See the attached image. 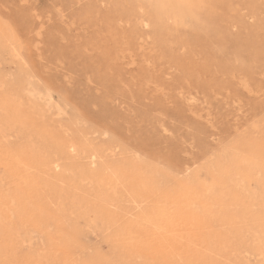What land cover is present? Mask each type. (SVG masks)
<instances>
[{"label": "rangeland", "instance_id": "obj_1", "mask_svg": "<svg viewBox=\"0 0 264 264\" xmlns=\"http://www.w3.org/2000/svg\"><path fill=\"white\" fill-rule=\"evenodd\" d=\"M0 100V264H264V0H0Z\"/></svg>", "mask_w": 264, "mask_h": 264}, {"label": "bare ground", "instance_id": "obj_2", "mask_svg": "<svg viewBox=\"0 0 264 264\" xmlns=\"http://www.w3.org/2000/svg\"><path fill=\"white\" fill-rule=\"evenodd\" d=\"M30 85V87H29V93H31L33 96H36V95H40L42 92L36 87V85H34V83H30L29 84ZM47 93V92H46ZM45 93V95H44V97L46 96L48 99H53V98H51V94H46ZM43 95V94H42ZM41 98V97H40ZM55 99V98H54ZM1 101V100H0ZM44 101V100H43ZM53 101H55V100H53ZM53 101L51 100V103L53 104ZM47 102V101H46ZM48 102H50V101H48ZM48 102H47V104H48ZM56 103V102H55ZM3 104V103H2ZM59 104V103H58ZM0 105H1V103H0ZM2 106V105H1ZM5 106V105H4ZM55 106H58L57 104H55ZM7 108L9 107L10 108V106H6ZM5 107V108H6ZM5 108H1L2 110H7V108L5 109ZM68 108V107H67ZM56 109L58 110V113H59V106L58 107H56ZM62 112V111H61ZM6 113V112H5ZM60 114V113H59ZM46 136V135H45ZM51 138V137H50ZM43 141H45V147L47 148V149H49V151L50 152H53L54 154H56V155H54V156H51V158H50V160H48L49 161V163L52 165H55V167H58V166H60V164L58 163L59 161V159L60 158H65V156H67V154L70 152V150L69 149H74V142H71V140H70V143H65L63 140H60L59 138L57 139V140H53V139H49L48 138V140H44V138H43ZM67 142V141H66ZM69 142V141H68ZM106 149V148H105ZM49 156V155H48ZM50 157V156H49ZM44 158V157H43ZM46 159V158H45ZM44 159V162L45 161H47V160H45ZM92 159V158H91ZM62 160V159H61ZM65 160H67V159H65ZM226 162H230V164H232V165H234V166H237V172H240L241 174H242V176L245 178V179H248V181H249V179L251 178V176H252V173H251V171L254 169V168H256V167H259V168H261V165L259 166V164L258 163H256V161L254 162V158H252V159H250V160H248V162H247V165H244V167H240V166H238L236 163H237V158H234V156H232V155H228V156H226V158L224 159ZM48 163V164H49ZM46 165H47V163H45ZM49 164V165H50ZM88 167V166H87ZM103 168V167H102ZM107 168V167H106ZM68 169V168H67ZM236 169H235V171H236ZM229 170H231V168L230 167H224V168H222L221 169V175H223L224 176V174H228L229 172H231V171H229ZM154 172V171H153ZM109 173V172H108ZM220 173V172H219ZM105 174V173H104ZM149 174H151V173H149ZM155 174V173H154ZM153 174V175H154ZM96 175V172L95 171H92V170H86V171H83V172H81L80 174H79V176L80 177H86V178H88V177H90V178H95L94 176ZM110 175V174H109ZM112 175V174H111ZM114 175H116V173H114ZM125 176H126V173H125ZM147 176H149V175H147ZM146 176V177H147ZM157 176V175H156ZM101 177H102V179H101ZM101 177H100V179L102 180V181H99V182H101V183H104V182H106V179H105V177H104V175L102 176L101 175ZM108 177H110V176H108ZM114 177V176H113ZM150 177H151V175H150ZM158 177V176H157ZM111 178H112V176H111ZM110 178V179H111ZM152 178V177H151ZM82 179V178H81ZM85 179V178H84ZM96 179V178H95ZM150 181H151V179H149ZM148 180V182L149 183H147L146 184V186H148V187H152V186H155V182H154V180H153V183H152V181L150 182ZM156 180H157V178H156ZM159 180V182L161 181L162 182V180H164V182H165V179H164V177H163V179H161L160 180V178L158 179ZM108 181V180H107ZM135 181H136V183L138 182H141V181H139V179H137V178H135ZM112 182V181H111ZM135 183V184H136ZM137 183V184H138ZM117 184V183H116ZM144 184V183H143ZM159 184V183H158ZM157 184V185H158ZM112 185V184H111ZM139 185V184H138ZM105 186H106V184H105ZM141 186V185H140ZM145 186V187H146ZM143 187V186H142ZM98 198H99V203H98V201H96V203H98L95 207V210H93L94 211V213H95V220H97L98 218L101 220V221H103V219L104 218H107L108 217V212H107V210H106V205L105 204H108V202L106 203V198H104V194L103 193H99L98 194ZM262 198H263V200H264V196H262ZM224 201V200H223ZM134 202V201H133ZM113 203V202H112ZM89 206V205H88ZM137 206V205H136ZM62 208V207H61ZM176 211H174V213H175ZM149 214V213H148ZM162 214V223H164L163 225H168L169 227H170V225L173 223V219H172V216L171 215H167V214H165V213H161ZM169 214V213H168ZM179 218H181V220L182 221H184L186 224H197V225H200V223H201V221H200V219H198L197 217H195V216H190V215H187L186 214V212H184V209L183 208H181V209H178V211H177V214H176ZM145 216V215H144ZM176 216V217H177ZM143 217V216H142ZM142 217H140V218H142ZM154 217V216H153ZM160 217V216H159ZM175 217V216H174ZM173 217V218H174ZM228 217V216H227ZM139 218V219H140ZM146 220H147V224H148V221H150V222H152V220H153V218L152 217H144ZM143 218V219H144ZM149 218V219H148ZM156 218V217H155ZM176 219V218H175ZM112 220V219H111ZM141 221H143V220H141ZM138 224H139V222H137ZM140 223H143V222H140ZM154 223V222H153ZM177 223V222H176ZM181 224V223H180ZM135 225V224H134ZM149 225V224H148ZM179 225V224H178ZM262 225V224H261ZM175 226V225H174ZM177 226V225H176ZM134 228V227H133ZM138 228V227H137ZM162 228H165V227H162ZM171 228V227H170ZM174 228V227H173ZM0 229H1V227H0ZM126 229V228H125ZM175 229V228H174ZM139 230V229H138ZM143 230V229H142ZM149 230V229H148ZM0 231H2V230H0ZM128 232V231H127ZM142 232V231H141ZM146 233V232H145ZM150 233V232H149ZM242 233V229H240V230H238L237 231V234H238V236L240 235ZM124 235V234H123ZM120 236V235H119ZM175 237V236H174ZM187 237V236H186ZM190 237V236H189ZM220 238H222V239H224L225 241H226V243H227V241H229V238H227L225 235H220L219 236ZM185 238V237H184ZM3 239V238H2ZM221 239V240H222ZM161 240V239H160ZM163 240V239H162ZM179 240V239H178ZM182 240V239H181ZM224 240H222V241H224ZM186 241V240H185ZM188 241V240H187ZM182 242V241H181ZM3 243V242H2ZM190 242H188V244H189ZM162 244V243H161ZM169 244V243H168ZM182 244V243H181ZM191 244V243H190ZM3 245V244H2ZM10 245V244H9ZM4 246V245H3ZM185 246V245H184ZM192 246V245H191ZM7 249V248H6ZM55 249H57L56 251H59L58 250V247H55ZM147 249V248H146ZM158 249H160V248H158ZM187 249V248H186ZM257 249H258V251H260L261 253H264V242H263V244H261V245H259L258 247H257ZM4 251H5V248L3 249ZM187 250H189V249H187ZM201 250V249H200ZM139 251V250H138ZM158 251V250H157ZM161 251V250H160ZM166 251V250H165ZM163 252V251H162ZM161 252V253H162ZM195 252V251H194ZM57 253V252H56ZM187 253V252H186ZM192 253V252H191ZM190 253V254H191ZM208 253H210V252H208ZM163 254H167V253H163ZM162 254V255H163ZM196 254V253H195ZM205 254H207V252L205 253ZM160 255V254H159ZM192 255V254H191ZM36 256V255H35ZM196 257H197V254L195 255ZM200 256V255H199ZM165 257V256H164ZM204 257V256H203ZM162 258V257H161ZM166 258V257H165ZM195 258V257H194ZM213 259V258H212ZM196 260H197V258H196ZM210 261V260H209ZM162 262V261H161ZM190 262V261H189ZM188 262V263H189ZM201 262V261H200ZM192 263H193V261H192Z\"/></svg>", "mask_w": 264, "mask_h": 264}]
</instances>
